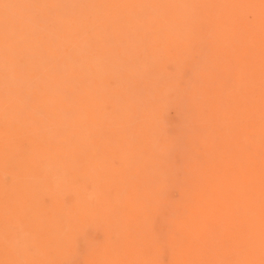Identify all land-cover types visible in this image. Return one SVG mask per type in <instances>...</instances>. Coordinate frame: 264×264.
Listing matches in <instances>:
<instances>
[{
    "label": "clouds",
    "instance_id": "clouds-1",
    "mask_svg": "<svg viewBox=\"0 0 264 264\" xmlns=\"http://www.w3.org/2000/svg\"><path fill=\"white\" fill-rule=\"evenodd\" d=\"M0 5L5 11L13 7L12 0ZM121 17L120 25L107 22ZM112 36L115 44L107 42ZM247 38L256 44L254 66L246 73L236 69L241 84L233 88L228 44L233 42L235 51ZM185 53L192 56L198 81L192 83L196 107L210 80H219L217 95L226 100L238 99L241 86L251 83L246 90L260 153L258 199L245 257L219 264H264V0H33L20 33L0 35V196L10 164L26 194L11 221L0 202V231L11 235L21 257L15 264H41L24 257L37 245L33 229L44 219L36 207L42 193L57 195L69 221L104 230L100 251L85 264H163L153 229L166 202L159 185L140 191L141 169L145 152L167 155L171 145L151 119V108L142 106L175 91L178 85L162 77L168 61L182 60ZM110 104L121 109L119 116L108 111ZM137 111L143 113L140 124ZM191 195L183 190V199L171 202L170 264H199L187 258L183 231L182 209ZM67 196L75 197L71 210L63 208ZM73 228L70 223L66 239ZM68 254L63 249L62 255Z\"/></svg>",
    "mask_w": 264,
    "mask_h": 264
},
{
    "label": "rangeland",
    "instance_id": "rangeland-1",
    "mask_svg": "<svg viewBox=\"0 0 264 264\" xmlns=\"http://www.w3.org/2000/svg\"><path fill=\"white\" fill-rule=\"evenodd\" d=\"M13 7L5 11L0 5V35L15 38L28 13L32 11L33 0H12ZM88 7L87 4L84 5ZM251 21V17L248 18ZM123 18L109 19L110 26L120 25ZM91 36L92 34L89 33ZM93 40L96 38L93 36ZM108 43L115 44L116 37H109ZM229 42L228 56L232 67L230 86L241 84L236 69L246 73L252 69L255 41L245 39L235 48ZM196 49H193L195 52ZM184 59H170L165 67L163 81L178 86L166 98L149 102L142 107L151 108V119L163 133L171 148L167 155L152 157L145 152L142 161V183L140 191L151 192L160 186L159 195L165 209L156 217L154 232L157 243L162 247L160 259L170 264L173 251L168 245L170 225L166 220L174 215L172 201L182 200L181 192H191L188 206L182 209L185 221V248L187 258L199 264H219V262L243 259L248 248L250 227L254 220V201L258 199L260 153L256 146L255 125L251 113V83L242 85L239 98L226 100L225 95H217L219 80H210L199 95V107L193 105L192 56L185 53ZM115 88L118 81H111ZM153 89V92L158 90ZM225 93L227 89L224 90ZM108 111L119 116L121 109L108 105ZM135 120H143L142 111H137ZM151 132L152 129L141 132ZM15 136L9 129V144H15ZM119 165V160L115 161ZM4 176V191L0 196L6 208L9 221L16 218L24 205L25 192L17 179L18 169L10 164ZM175 174V181H173ZM75 204L74 196H67L63 203L65 210ZM44 213L42 222L33 229L37 245L30 248L27 257L41 264H52L64 260V264H85L93 258L92 253L100 251L105 241L104 230L88 221L73 222L61 214L55 193H42L36 205ZM74 223L71 239H66L69 224ZM4 221L0 220V229ZM136 247L142 248V244ZM68 248L67 257L62 255ZM21 257L13 248L10 234L0 231V264H15Z\"/></svg>",
    "mask_w": 264,
    "mask_h": 264
}]
</instances>
